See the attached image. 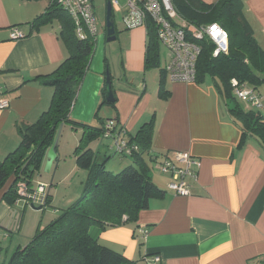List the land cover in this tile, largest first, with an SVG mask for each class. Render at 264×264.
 Here are the masks:
<instances>
[{"label": "crops", "instance_id": "0c3cea01", "mask_svg": "<svg viewBox=\"0 0 264 264\" xmlns=\"http://www.w3.org/2000/svg\"><path fill=\"white\" fill-rule=\"evenodd\" d=\"M48 1L0 0V98L8 100V106L0 108V160L19 143L17 126L35 122L48 108L53 88L44 82L48 78L44 76L68 55L58 21L37 27L30 23L47 9ZM241 2L243 15L264 51V0ZM13 28L24 36L11 39ZM146 35L143 27L116 33V47L102 34L96 37L70 118L95 128L108 120L123 126L125 133L120 138L136 145V153L140 152L147 166L146 157L154 164L172 151L188 153L200 166L192 167L197 173L195 179H186L188 195L171 192L167 187L169 175L152 173L148 168L151 182L162 194L148 200L136 221L100 230L99 242L135 264H146L154 255L160 258L157 264H264V147L254 136H248L241 145L242 128L229 111L231 103L223 100L212 78L175 82L165 73L161 75L162 68L145 69ZM107 68L111 102L105 99ZM262 86L258 90L264 93ZM235 100L244 109L254 110ZM147 123L148 138L137 137V131ZM64 127L69 128L62 125L57 154L49 158L48 147L30 178L31 187L36 188L35 175L42 172L46 160V173L55 169L49 184L56 183V189L47 191L50 204L46 206L53 216L78 197L88 173V168L78 164L75 153L82 128L70 125L72 130L65 133ZM101 137L87 147L95 152L98 162H104L107 171L137 167L131 155L117 162L110 159L108 148L110 143L113 147L114 140ZM62 159L69 172L75 173L68 177L64 191L56 177ZM14 180L11 174L0 188V264L11 261L13 254L8 260V252L14 247L27 245L26 232L34 226L37 215L22 200L11 204L4 199ZM35 205L31 207L39 210L40 205ZM40 226L38 222L35 231Z\"/></svg>", "mask_w": 264, "mask_h": 264}, {"label": "trees", "instance_id": "16d2710c", "mask_svg": "<svg viewBox=\"0 0 264 264\" xmlns=\"http://www.w3.org/2000/svg\"><path fill=\"white\" fill-rule=\"evenodd\" d=\"M172 2L189 25L217 23L227 32V50L216 56H213L215 45L208 38L197 41L200 53L196 62L195 81L202 82L205 77L212 78L223 100L231 103L229 111L242 128L241 145L248 136H254L264 147V112L244 109L235 100L230 84V80L235 78L239 82L252 84L255 92L264 95L258 90L264 84V51L256 42L243 15L241 0ZM92 5L95 13L94 3ZM52 20L59 23V36L68 55L55 70L44 76L48 77L44 82L53 88L48 108L35 122L17 126L19 143L0 160V188L11 174L14 175L15 180L3 196L12 204L17 198L15 185L18 180H24L31 186L32 173L39 168L60 124L82 128L75 153L78 164L82 168H88V173L82 185L81 196L43 229L37 228L30 242L16 249L8 264H135L121 253L102 245L98 234L106 227L136 221L139 211L147 207L148 200L161 195L162 191L151 182L147 174L148 166L140 152L131 155L137 167L127 166L117 173L107 171L104 162L95 159V152L87 146L97 136H103L105 122L102 123L103 126L95 128L70 118L79 85L94 52L95 39L101 34L106 38L105 26L96 37L85 34L80 37L70 13L57 0H49L47 9L30 23L37 27ZM153 25L151 22L147 23L145 69L160 68V46ZM116 33L115 27L114 35ZM160 70L163 76L164 71ZM160 90H163L162 85ZM104 93L105 91L103 95ZM149 125L150 123L143 125L137 131V137L147 139ZM49 204L47 195L41 209Z\"/></svg>", "mask_w": 264, "mask_h": 264}, {"label": "built area", "instance_id": "2783aa9c", "mask_svg": "<svg viewBox=\"0 0 264 264\" xmlns=\"http://www.w3.org/2000/svg\"><path fill=\"white\" fill-rule=\"evenodd\" d=\"M93 0H57L63 9L68 10L73 20L75 30L80 37L85 35L97 36L99 34L96 14L93 10ZM111 11L122 10L119 0H109ZM125 11L121 17L125 29L143 27L147 34V23L151 22L156 32L159 46L164 49V65L162 70L171 81L193 82L196 80V62L200 53L197 41L204 37L214 45L213 56L226 52L228 35L217 23L208 25H189L177 12L172 0H124ZM177 19V21H176ZM178 20L181 22L179 24ZM152 26V25H151ZM189 28V30H187ZM24 36L20 29L13 28L11 39ZM161 57V53H160ZM232 94L247 108L258 112H264V95L255 92L246 82L237 79L230 80ZM8 100L0 98V108H6ZM125 133L123 126L108 120L104 124L103 138H112L114 153L122 156L132 155L137 151L136 145L128 143L120 136ZM200 163L188 153L172 151L157 162V168L169 175L168 189L177 195H188L189 184L187 178L195 179L196 171ZM17 198L23 200L26 205L34 206L35 203L44 206L47 192L45 185L39 184L36 188L29 186L24 180H18L15 185ZM158 255L152 256L146 264H157Z\"/></svg>", "mask_w": 264, "mask_h": 264}, {"label": "rangeland", "instance_id": "374dc122", "mask_svg": "<svg viewBox=\"0 0 264 264\" xmlns=\"http://www.w3.org/2000/svg\"><path fill=\"white\" fill-rule=\"evenodd\" d=\"M204 2H209V1H214V0H203ZM119 2H120V5L122 6V10H121V12H113V15H112V17H113V20H114V24H115V27H116V30H117V34H122V33H124V32H126V31H130V29H125V27H124V24L122 23V20H121V16L123 15V13H124V11H125V8L123 7V4H124V0H119ZM93 3H94V8H95V13H96V15H97V20H98V25H99V31H100V34L102 33V28L105 26V10H104V8H105V3H106V0H93ZM176 21H177V19H176ZM178 22H179V24L181 25V22L178 20ZM132 30V29H131ZM103 35V34H102ZM117 41L118 40H112V41H109V43L111 44V43H113L112 45L113 46H118L117 45ZM116 44H115V43ZM123 42H124V39H123V36H121V43H120V46H122V44H123ZM161 48V60H160V68H162L163 67V65H164V62H165V60H164V57H163V55H162V52L164 51V49H162V47H160ZM109 73H110V71H109ZM261 90H263L264 89V84H263V86L260 88ZM67 126H69V128L68 129H65V127H64V132L66 133L67 131L66 130H68V131H70V130H72L71 128L72 127H70V125H68V124H66ZM62 129V128H61ZM74 135H75V133L73 132V134H71L70 136H72L71 138L73 139L74 138ZM60 137V136H59ZM64 136L62 135V138H63ZM62 142V144H63V141H61ZM18 145V144H17ZM108 150L110 151V154H112V156H111V158L110 159H115L116 160V162L117 161H119V160H121L122 158H125L124 156H122V155H117V154H113V152H114V149H113V147H112V143H110V146H109V148H108ZM71 151V153H73L72 151L73 150H70ZM68 157H69V155H68ZM67 157V158H68ZM65 158V157H64ZM63 158V159H64ZM66 158V159H67ZM61 160V168H60V173L58 174L57 173V175H56V177H57V179L58 180H60L61 182V184H60V189H62L63 191L64 190H66V187H67V185L69 184V179H68V177H70L71 176V174H72V172L70 173L69 171H70V167H69V165H65V163H66V161L65 160ZM146 162H147V164L149 165L148 166V168H149V171L150 172H152V173H154V172H160L161 173V171L159 170V168H157L156 166H157V160H155V162H154V164H153V162L151 161L150 162V160H149V158L148 157H146ZM151 163H152V165H151ZM155 165V166H154ZM47 166H48V160H46V162H45V166L43 167V169H42V172L40 173V174H36L35 176V178H36V184L38 185V184H43V185H45V188H46V192L49 190V188L51 187V188H53V189H56L55 188V186H56V183H53L52 184V186L49 184L50 183V181H51V177H53L55 174H54V172H55V169L53 168L52 170H51V172H47L46 173V170H47ZM79 169H80V167H79ZM124 169V168H123ZM121 171V170H120ZM67 172H69L68 173V175L66 176V173ZM115 173H117V172H115ZM75 175V173L73 172V174H72V176H74ZM164 175V174H163ZM165 176V175H164ZM56 177H54V180H55V178ZM38 181H44L43 183L42 182H38ZM45 182H46V184H45ZM82 189H83V187H82ZM82 189H81V191H82ZM72 190H73V188H72ZM81 193L82 192H80V194L78 195V197L72 202V203H74L80 196H81ZM23 201V200H22ZM24 203V202H23ZM22 203V204H23ZM21 205V204H20ZM70 205H72V204H70ZM69 205V206H70ZM27 206H29V207H26V208H29V210L30 211H33V212H35L37 215H36V219H35V223H34V226H32V229L29 231L28 230V232H26V233H28V235H27V238L25 239V242L27 241V244L30 242V240L32 239V237H34V235H35V227H36V225H37V223L38 222H40V224H41V226L40 227H38V228H44L48 223H49V221H50V219H55V218H57L60 214H61V212L63 211V209L59 212V214H58V216H53V214H51L50 212V209L49 208H44V210H41V209H39V210H34L30 205H27ZM38 205H35V207H37ZM69 206H67V207H69ZM66 207V208H67ZM66 208H64V209H66ZM51 214V215H50ZM52 216V217H51ZM122 220H123V217H122ZM35 231V232H34ZM31 237V238H30ZM16 251V249H15V247L12 249V251H10V252H8V260H10V258H11V255L14 253Z\"/></svg>", "mask_w": 264, "mask_h": 264}, {"label": "water", "instance_id": "95a60500", "mask_svg": "<svg viewBox=\"0 0 264 264\" xmlns=\"http://www.w3.org/2000/svg\"><path fill=\"white\" fill-rule=\"evenodd\" d=\"M111 13H112V11H111L110 2H109V0H106V3H105V29H106V32H105V34H106V40L107 41H112L115 39V35H114L115 27H114V21H113ZM110 82H111L110 81V73H109V69L107 68L105 71V86L107 89V95L105 96L106 97L105 99L107 101L111 102V101H113V98H112V92L109 88ZM61 128H62V124H60L58 126V129L56 131L53 143L48 150L47 156L49 158H54V156L57 154L56 149H57V143H58V138L60 135ZM40 208L41 207H37L36 209H40Z\"/></svg>", "mask_w": 264, "mask_h": 264}]
</instances>
